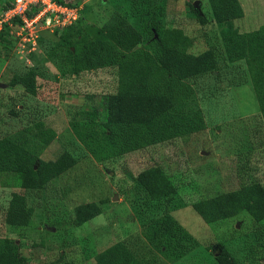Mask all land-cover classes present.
<instances>
[{"label":"rangeland","instance_id":"1","mask_svg":"<svg viewBox=\"0 0 264 264\" xmlns=\"http://www.w3.org/2000/svg\"><path fill=\"white\" fill-rule=\"evenodd\" d=\"M61 1L77 8L76 23L82 27L104 29L121 14L141 32L140 10L130 9V0ZM238 1L243 14L232 21L238 31L264 22V0ZM142 2L165 26L182 30L189 40L186 53L206 59L205 69L187 79L205 128L114 158L91 156L70 122L80 120L82 110L94 108L95 119H101L102 97L115 91L120 76L133 73L132 64L74 75L66 61L46 56L57 46L59 30L36 25L33 45L23 40L26 32L1 25L0 137L31 152L49 177L42 185L35 174V185L23 188L0 174V238L15 241L19 261L25 264H96L97 255L117 241L125 243L141 264H218L215 256L222 250L231 259L228 264H264V216L244 207L233 216L207 222L191 206L252 181L264 188V126L245 64L226 60L220 25L212 20L207 0ZM146 49L150 51L147 45ZM15 75L24 81L10 85ZM36 121L54 133L47 144L31 135ZM59 158L64 160L63 170L56 166ZM142 170L149 173L148 188L136 183ZM13 192L25 196V224V217L6 212ZM86 204L95 206L98 214L85 218ZM165 208L194 239L193 248L174 262L163 259L159 247L143 236L149 219Z\"/></svg>","mask_w":264,"mask_h":264},{"label":"trees","instance_id":"2","mask_svg":"<svg viewBox=\"0 0 264 264\" xmlns=\"http://www.w3.org/2000/svg\"><path fill=\"white\" fill-rule=\"evenodd\" d=\"M10 1L0 0V12ZM130 1V9L140 10L141 32L134 30L121 14H116L115 24L104 29L91 25L90 28L82 27L77 25L78 19L59 31H53H58V44L46 51L47 57L66 61L69 72L74 75L92 68L132 64L133 73L120 76L115 91L102 97L104 116L101 119H95L97 110L94 108L82 110L83 117L70 122L75 137L86 145L91 156L99 159L114 158L201 131L206 126L202 110L194 98V90L187 83L193 74L205 69L206 59L186 53L189 40L180 28L165 26L161 17L155 15L142 0ZM207 2L212 20L220 25L219 36L226 60H243L245 64L247 80L264 126V22L255 29L240 32L232 23L243 14L238 0ZM199 20L205 21L203 18ZM133 45L138 46L132 49ZM19 81L24 79L15 75L9 83L14 85ZM30 131L44 144L50 142L54 134L41 121L33 122ZM56 166L58 170H63L64 160L59 158ZM0 174L9 176L15 185L23 188L35 185V174L42 185L49 177L41 169L37 157L7 137H0ZM149 179L147 170L138 172L135 178L143 188L149 187ZM191 206L207 222L233 216L244 207H250L255 214L263 217L264 188L257 181H252L194 201ZM6 212L10 216L25 217L21 223H27L29 213L25 196L13 192ZM83 213L85 218L90 219L98 211L95 206L86 204ZM143 236L158 246L161 257L169 262L180 260L193 248L194 239L166 208L149 219ZM215 260L218 264L231 262L225 250L218 253ZM0 264H25L19 261L18 246L13 239L0 238ZM96 264L141 262L125 243L117 241L97 255Z\"/></svg>","mask_w":264,"mask_h":264},{"label":"built area","instance_id":"3","mask_svg":"<svg viewBox=\"0 0 264 264\" xmlns=\"http://www.w3.org/2000/svg\"><path fill=\"white\" fill-rule=\"evenodd\" d=\"M77 18V8L57 0H11L0 12V26L7 23L21 32H26L23 40H31L34 45L36 25L42 24L53 32L75 23Z\"/></svg>","mask_w":264,"mask_h":264}]
</instances>
